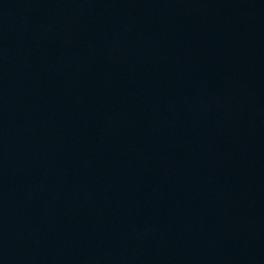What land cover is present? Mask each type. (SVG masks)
Returning a JSON list of instances; mask_svg holds the SVG:
<instances>
[{
	"label": "water",
	"instance_id": "1",
	"mask_svg": "<svg viewBox=\"0 0 264 264\" xmlns=\"http://www.w3.org/2000/svg\"><path fill=\"white\" fill-rule=\"evenodd\" d=\"M0 264H264V0H0Z\"/></svg>",
	"mask_w": 264,
	"mask_h": 264
}]
</instances>
